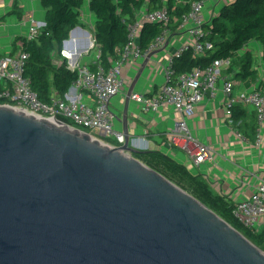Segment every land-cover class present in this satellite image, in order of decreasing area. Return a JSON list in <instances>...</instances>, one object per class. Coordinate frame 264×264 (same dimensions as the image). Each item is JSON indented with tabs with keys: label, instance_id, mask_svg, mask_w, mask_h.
Wrapping results in <instances>:
<instances>
[{
	"label": "water",
	"instance_id": "1",
	"mask_svg": "<svg viewBox=\"0 0 264 264\" xmlns=\"http://www.w3.org/2000/svg\"><path fill=\"white\" fill-rule=\"evenodd\" d=\"M121 120L125 142L110 148L0 105V264H264L239 231L131 156L126 108Z\"/></svg>",
	"mask_w": 264,
	"mask_h": 264
},
{
	"label": "built area",
	"instance_id": "2",
	"mask_svg": "<svg viewBox=\"0 0 264 264\" xmlns=\"http://www.w3.org/2000/svg\"><path fill=\"white\" fill-rule=\"evenodd\" d=\"M188 2L189 10L176 25L174 32L169 27L170 16L165 7L153 12L142 9L132 22L128 21V17L123 18L122 22L127 28V43L122 49L116 50V58L109 62L107 68L98 63L100 51L93 35L80 29L76 30L69 36L70 40L63 42L60 57L66 61L69 70L76 72L77 78L62 97L53 92L46 103L38 99L31 89L30 81L24 76L27 54L19 49L10 56L11 48L8 49L7 53L0 56V98L7 100L8 103L4 105L16 111L56 122L60 121L58 119L60 117L70 121L71 127L94 130L96 134L88 133L93 139L110 148H116L124 144L125 136L114 129L118 116L110 109L111 99L125 94L127 68H137L136 65L143 63L149 55L151 57L148 61L155 54L161 53L163 54L160 73L162 84H156L145 92L132 90L129 101L138 105L144 114L152 116L163 109L174 112L173 127L168 130L166 139L170 149L176 147V143L179 142L189 161L187 164L189 170L208 162L213 163L217 158V149L210 144L201 143L193 135L188 122L194 117L196 108L205 98L215 99L218 90L223 96L221 102L223 123L233 126L230 118L234 106L240 105L253 112L257 126V135L253 144L259 149L262 148L264 85L247 89L240 81L233 79L232 74H225L231 66V58L215 60L207 68H195L181 75L174 73L173 57L186 50H191L195 55L200 56L206 48H209L202 41L205 37L204 26L209 21L203 16L202 11L206 2H215V0H188ZM223 2L227 0H220V4ZM80 16L81 19L84 16L82 8ZM20 21L27 26L24 36L27 40L34 39L43 27L42 22H38L28 14L22 16ZM144 23L162 24L161 33L146 51H142L139 47L140 30ZM77 33L81 34L80 40L74 39ZM176 41H180L179 46L175 45ZM90 52L93 53L90 61L80 64L79 59L82 55H88ZM90 62L96 63L95 69L90 68ZM260 75V79H264L263 73ZM236 136L242 143H247L248 140L239 132ZM245 174L256 179L255 184L249 186L252 189H248V194L238 190L221 192L219 195L233 203L235 219L245 228L258 232L264 229V174L262 177L254 173L245 172Z\"/></svg>",
	"mask_w": 264,
	"mask_h": 264
},
{
	"label": "trees",
	"instance_id": "3",
	"mask_svg": "<svg viewBox=\"0 0 264 264\" xmlns=\"http://www.w3.org/2000/svg\"><path fill=\"white\" fill-rule=\"evenodd\" d=\"M83 3V0H39L44 11V26L34 39L18 37L11 45L10 56L19 49L27 54L24 76L43 103L49 101L53 92L62 97L77 78L76 72L69 70L66 61L61 59L60 51L70 32L83 25L80 16ZM189 6L188 0H88V11L94 16L93 39L100 51L99 65L107 68L109 62L116 58V50L127 43L123 18L128 17L132 22L142 9L153 12L165 7L170 16L169 27L174 32ZM10 15L21 16L16 10ZM204 28L202 41L209 48L200 56L186 50L173 57L172 69L176 75L195 68H207L218 59L231 58V66L225 74H232L233 79L239 81H255L259 78L258 68L252 52L246 48L251 42L260 47L264 75V0H227ZM161 30L160 23H144L139 35L140 49L146 51ZM89 64L91 69L97 66L96 63ZM263 85L264 80L258 82L259 87ZM5 103L7 100L0 98V105ZM58 119L72 125L64 118ZM230 119L233 127L254 143L257 135L254 113L237 105L233 107ZM131 156L188 192L264 252V229L253 232L245 228L233 216V203L215 193L200 174L190 171L186 165L160 150L137 151Z\"/></svg>",
	"mask_w": 264,
	"mask_h": 264
},
{
	"label": "crops",
	"instance_id": "4",
	"mask_svg": "<svg viewBox=\"0 0 264 264\" xmlns=\"http://www.w3.org/2000/svg\"><path fill=\"white\" fill-rule=\"evenodd\" d=\"M83 1V5L86 3L87 6L88 0ZM13 10L19 12L21 16L10 15ZM27 14L34 17L38 22L44 23V11L39 5V0H0V24L6 22L7 19L10 20L5 29L0 32V56L11 48L16 38L25 36L26 29L21 23L20 18ZM84 20L85 17L83 16L81 19L83 25L79 28L82 31L89 32L84 30L85 26L88 27V23ZM89 33L93 35L92 25H90ZM74 39L80 40L81 34L77 33ZM162 56L163 54L161 53L155 54L143 68L142 72L145 69L148 70L146 77L148 85L146 88H142V92L148 91L149 88L156 85L157 78L161 77ZM257 60L258 64L256 67L258 68L259 78L255 81L250 79L240 81L247 89L256 87L258 82L261 81L260 74L263 73L261 53H259ZM142 65L143 63L137 64V68H127L125 70L127 86L124 90L125 94L118 101L121 106L118 115V123L121 126L120 132L123 133V122L121 119L126 108V134L129 137V146L139 151L160 150L176 158L175 151L184 154L183 149L178 142L175 145V151L171 150L166 139L168 130L173 127L174 112L170 109H163L153 116L144 114L142 111L135 112L130 107V101L125 107L128 89ZM130 73H133V76H130ZM141 74L133 86V91ZM222 99V93L218 90L215 99L211 100L207 98V101L196 108L195 115L190 121L191 128L203 140L202 142L199 139L201 143L210 144L217 149L215 163L213 162V165L205 167L206 174L205 176L201 174V176L216 190L215 193L217 194L221 192H237L238 190L245 191L248 194V189H252L249 186L255 184L256 179L246 175L245 172L254 173L258 177H262L264 174V169H262L264 167V161L262 160L264 158V134L262 136L263 146L260 149L248 141L246 144L242 143L236 136L237 129L223 123Z\"/></svg>",
	"mask_w": 264,
	"mask_h": 264
},
{
	"label": "rangeland",
	"instance_id": "5",
	"mask_svg": "<svg viewBox=\"0 0 264 264\" xmlns=\"http://www.w3.org/2000/svg\"><path fill=\"white\" fill-rule=\"evenodd\" d=\"M221 6H222V4H220V0H215V2H206L205 5H204V8H203V11H202L203 16L206 19H210L215 13H218V11L220 10ZM82 12L84 14V17H85L86 22L88 23V27L85 26L84 27L85 28L84 30H87V31L90 32V25L93 26V24H94V16L89 13L88 8L86 6V3L82 7ZM9 22H10V20L7 19L6 22L0 24V32H2L3 29H5L6 25ZM3 26H5V27L3 28ZM24 27L26 29V31H25V33H26L27 32V26H24ZM68 40H70V37L68 38ZM175 45L176 46H179L180 45V41H176L175 42ZM246 48H248V49L251 50V52L253 54V57H254L255 66H257V64H258V60L257 59H258V56H259V53H260V47H259V45L257 43H255V42H253V43H249ZM92 56H93V53L92 52H90V54H88V55H82V57L79 59L80 64L88 63L90 61V59L92 58ZM139 62H141V61H139ZM129 75L130 76H133V73H130ZM147 75H148V70L145 69L142 72V74H141V76H140V78L138 80V83L136 85V88L134 89L135 92H142V88H146L147 87V85H148V81H146ZM156 82H157V84H162V77L159 76L157 78ZM121 97H122L121 95H117L114 98H112L111 99V102H110V109H111V111L116 116L119 115V111L121 109V106L119 105V102H118L119 101V98H121ZM205 101H207V98H205L204 102ZM130 107H131V109L135 110V112L141 111L140 110V107L138 105H136L135 103H133V102H130ZM190 121L188 122V126L191 128ZM114 129L117 130V131H120L121 130V126L118 123V121H115V123H114ZM191 130H192L193 135L196 138L200 139L203 142V140L200 138V136L198 135V133L195 132L192 128H191ZM81 131L88 132V133L90 132L92 134H96V132L94 130L87 131L85 129H81ZM262 134H264V130L262 131ZM175 153H176V155H175L176 158L175 159L178 162H180L183 165H186V164L189 163L187 157L184 154H182L181 152H177V151H175ZM263 153H264V149H263ZM262 160L264 161V158ZM186 161H188V162L186 163ZM215 161H214V163H215ZM211 165H213V163L208 162V163L202 164L198 168L193 167L190 170L192 172H194V173H197V174H200V175L203 174L205 176L206 173H205V169L204 168L205 167H208V166H211ZM247 167H249V166H247ZM211 189L214 192H216V190L212 186H211Z\"/></svg>",
	"mask_w": 264,
	"mask_h": 264
},
{
	"label": "bare ground",
	"instance_id": "6",
	"mask_svg": "<svg viewBox=\"0 0 264 264\" xmlns=\"http://www.w3.org/2000/svg\"><path fill=\"white\" fill-rule=\"evenodd\" d=\"M53 121V120H52ZM55 123H58V122H56V121H54Z\"/></svg>",
	"mask_w": 264,
	"mask_h": 264
}]
</instances>
